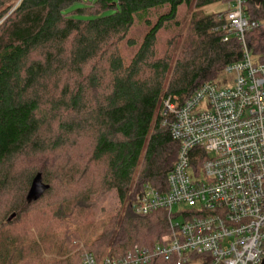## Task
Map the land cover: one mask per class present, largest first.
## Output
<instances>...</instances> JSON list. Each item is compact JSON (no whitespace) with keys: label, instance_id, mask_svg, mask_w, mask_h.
I'll return each instance as SVG.
<instances>
[{"label":"trees","instance_id":"1","mask_svg":"<svg viewBox=\"0 0 264 264\" xmlns=\"http://www.w3.org/2000/svg\"><path fill=\"white\" fill-rule=\"evenodd\" d=\"M230 1L0 0V264H81V244L100 262L169 234L164 212L134 207L147 186L168 192L177 160L163 101L242 59L216 32L225 10L206 12ZM243 10L261 59L264 0ZM38 174L50 188L29 203Z\"/></svg>","mask_w":264,"mask_h":264},{"label":"built area","instance_id":"2","mask_svg":"<svg viewBox=\"0 0 264 264\" xmlns=\"http://www.w3.org/2000/svg\"><path fill=\"white\" fill-rule=\"evenodd\" d=\"M244 2L231 0L218 15L216 32L224 33V42L237 37L243 48L241 61L224 69L223 84L207 83L184 103L172 96L163 101L177 160L167 176L168 192L147 186L134 211L164 212L169 234L120 258L98 262L84 252L81 264H149L157 258L178 264L262 263L264 57L252 55L246 44L245 35L258 24L246 16ZM179 216L182 223L175 222Z\"/></svg>","mask_w":264,"mask_h":264},{"label":"water","instance_id":"3","mask_svg":"<svg viewBox=\"0 0 264 264\" xmlns=\"http://www.w3.org/2000/svg\"><path fill=\"white\" fill-rule=\"evenodd\" d=\"M255 1L260 2L262 0ZM49 188L50 187L43 182L42 175L38 174L32 181L30 190L27 195V201L29 203L38 201ZM14 217L15 215H12L10 220H12ZM261 264H264V259Z\"/></svg>","mask_w":264,"mask_h":264},{"label":"rangeland","instance_id":"4","mask_svg":"<svg viewBox=\"0 0 264 264\" xmlns=\"http://www.w3.org/2000/svg\"><path fill=\"white\" fill-rule=\"evenodd\" d=\"M226 8H227V6L226 5H224V4H219V5H216V6H213V7H210V8H207L206 9V12L208 13V14H213V13H217V12H221V11H224V10H226ZM187 28H188V22L185 24V26H184V29L185 30H187ZM223 79H224V77H222ZM161 113H162V110H161ZM162 116H163V113H162ZM114 204L115 203V200H114V198H113V195L112 196H110L106 201H104L103 203H102V205L103 206H107L108 207V205H110V204ZM178 210H177V208H174V210H173V213H176ZM183 216H179V217H177L176 219H175V222H178V223H182L183 222ZM160 240V239H159ZM158 241V240H157ZM156 242V241H155ZM154 242V243H155ZM153 243V244H154ZM77 252H79V256H80V262H81V259H82V255L84 254V252H88L87 250H86V248H84V245H80V247H78L77 248V251H76V253Z\"/></svg>","mask_w":264,"mask_h":264}]
</instances>
